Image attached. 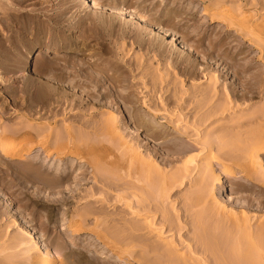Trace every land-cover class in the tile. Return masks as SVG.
<instances>
[{
	"label": "rangeland",
	"instance_id": "374dc122",
	"mask_svg": "<svg viewBox=\"0 0 264 264\" xmlns=\"http://www.w3.org/2000/svg\"><path fill=\"white\" fill-rule=\"evenodd\" d=\"M97 1L100 4V9L92 11L91 9L84 6L80 0H0V129H2L3 131L5 129L7 131L8 129H14L17 127L21 128L22 124H20V122L22 123L21 117L23 115L24 116L27 115L31 109L32 110L37 109L36 111H40L41 109H39V107H42L45 105V101L43 100L39 102L34 101L36 103L35 105V103L32 101V97L27 98L23 92L25 91L26 87L28 88V86L30 85V83H28L29 82L28 80H30L31 78H32L31 80L39 79L41 82L42 81L44 83L48 82V84L51 87H54V88L56 87V89L59 88L60 89L59 92L63 91L65 93H68L69 96H72L71 99L73 100L84 101L86 99L85 97L87 93H92L93 96L95 95L92 98V100L93 99L96 100V101L93 100V102L96 104L90 105L91 106L90 109L92 108V111H90L89 108H85V106H83L85 109L80 108V106H77L79 108L76 107V109H74L75 111L73 112L74 116L71 117V115L68 114L69 112H71L69 110L71 108H68V110L65 109V111L67 112H65L64 114H61V116L59 115L58 118L56 119L57 124L59 123V125L57 124L55 125L52 123L53 125L52 127L56 129L59 128L61 129L60 131H62L65 125L67 124L69 126L73 125L75 127L74 130L72 131L73 134L77 135L78 133L79 135L77 136H81L83 133L79 132L80 131L79 128L82 125L89 124L90 127L88 128V132L90 136H91V133L93 132V134H95L93 136L95 137L91 136L92 139L93 140L98 139V140L97 141L94 140V143H91L93 142V140L90 141L91 140L90 138V140H88L89 143L87 145V149H89V147L91 146L90 143L92 144L91 147H94V148L96 147L95 149L99 147L102 148L105 145H107V148L113 149L115 145L114 143H116V145H119L120 135L118 136L115 133L109 134L108 132H107L108 133L107 135L106 133L107 130H105L106 128L104 127L106 125L105 123H107V118L114 116L115 120H118V121L120 120L121 122L120 128H119L120 132L118 131L120 134H122L121 136H124L125 134L127 135L128 134L127 132L129 133L131 132L130 133L131 136L130 137L126 136L125 140L128 139L129 141L128 140L127 141L130 142L131 144L143 143V145L145 144L147 146V149L149 151L151 149L153 152V153H150L148 152L147 149L140 147L137 150L138 151L137 154L139 153V156H135L136 154L133 151L130 153V155H128V157L130 156L135 157V158L141 157V159L144 161L146 159H150V161L148 160V162L150 163L154 161L155 159H157L155 160L157 162L154 161L157 164L153 162V164L157 166L163 160L162 155L164 154L162 152L164 151L159 148L160 147L159 145L157 146V145H154L153 143H149V145H147L148 141H145L146 135L145 133L142 132V130H140L138 133H136L137 131L133 133L135 131L134 129H136L135 128L136 124L128 120L129 119L128 108H130L132 105L131 104L125 105L120 100L119 98L120 95L121 96L126 95L133 100L140 101L136 106H134V108L131 107L132 112H135V113L142 112L141 114H143L145 118L147 116V118L150 117L152 119V116H149L148 111L144 109L142 100L144 101L146 99H150V97H153L154 101L157 104L159 103L160 105L163 106L164 103L162 102L168 96L170 97L172 96L174 98L178 97L180 98V100L181 98L188 99L191 95L190 93L193 92V88L191 91L190 90L191 88L189 89V87H192V86L195 87V85L196 86L200 85L199 87L202 86L203 88L202 84L205 83L206 85V82L209 81L208 78L211 77L209 76L210 74L209 72L211 71V74L215 73V71L212 69H215V70L217 69V70L222 71V69H225V68L227 69L228 67H233V66H236L235 64H237V68L242 71L244 68H246L243 71L244 74L240 76L241 84L242 82H244V79L247 78L246 80L249 79L248 81L250 82V84L253 85L254 88L256 87L255 88L256 91H258V89H260L261 91L263 90V92L261 93L258 92V94L255 95L253 101H249L250 102L249 104H252L254 109H257V108L260 109L261 107H263L264 89H261V88H262V84H263L262 81L264 80V77L262 78L263 80L261 79V77L263 76L262 74H264V52H263L264 48H262L263 50L260 49L261 43L258 44L257 42L260 39H262L263 41L264 35H257L261 37L259 38L258 41L256 40L258 38H255V39L253 38L257 36H253L252 38H250L251 40L253 39V41L251 42L249 38L243 39L244 36L242 37L239 33L237 34L233 32L235 34L232 35L233 33H231V35H232V38L235 37L234 39L229 40L230 38H228L227 41L222 40L224 36V34L221 35L223 26L218 25V24L211 26L209 24L208 19L203 15L204 14L203 9L207 7L206 0H97ZM229 3H232V4H229ZM229 3L227 4L229 5L228 9L230 7V8H234L232 10H235V7L240 5L241 7L245 9L244 11H247V12H244V14L247 13L249 16L252 15L251 17L257 16L256 18L260 16L261 18H259V21L261 20V22L264 19V11H263L264 8L262 7V10L259 11V13L257 11V9H260L261 6L264 5V0H234V1L232 0L231 2L229 1ZM117 4H120L119 6L125 9L131 10L134 12L136 11V13L138 15L143 16L144 17L143 20H145V22L149 24L150 26H153V28L156 26L157 27L161 26L165 30H168L169 34L172 33L171 37H173V35H176L177 38L179 39V43L181 44L180 49H178L177 47V48H174V50H171L172 48L166 45L168 43L167 38H162L161 35L154 34V33L144 34V33H141L140 31L141 27L139 26L128 25L124 21L122 22L115 21L110 15L111 13L108 8L110 6H113V5L115 6ZM190 10H193L192 11L194 13L193 15L195 14L196 15L189 19L187 18V15L185 13L190 12ZM122 31L123 32L125 31L127 37L120 39V37L117 35H113L114 37L110 36V33L115 32L117 34L118 32H120L119 34H121ZM240 36L242 39L240 38ZM170 38H169V41L171 40ZM247 41H250L251 44ZM183 45L185 46V49L187 48L185 51L187 50L189 51L188 53L186 52L187 55L184 53V51H182L183 49L181 50V47ZM183 53L185 54V56H183L184 55ZM189 53H190V56H189ZM181 62H185L184 65L187 64L186 62L190 64L192 63L193 65L195 63V66H199L201 64L204 67L203 69H206L208 67L207 69L211 68V70L209 69V72L206 71L204 73L202 72L199 73L200 75L198 74L195 77L196 79L192 77L194 78L193 80L187 74L182 73L183 68L185 66L182 65L183 63ZM232 62L234 63V65ZM42 63L43 64L45 63V65L48 67L59 66L61 70L66 71L63 76V79L57 80V79H51V77L49 78V75H47L48 73H45L46 71L44 70L41 71L40 70L41 68H39L42 65ZM182 66L183 68H181ZM191 69L192 68L190 66L189 70L191 71ZM114 71L116 72V74L113 73ZM206 73L208 74L207 76L209 77H205ZM113 74L115 76H112ZM216 75L217 73L213 76H216ZM115 77L118 79V82H116ZM231 77L232 75H230L229 77H226L227 81L225 80V82H228L227 84L233 86L236 82V78L235 77L231 78ZM97 81L101 82L99 85V88L96 85ZM240 81L237 82L238 85L236 86V91L242 94V89L240 88V85H239ZM151 84L154 87L158 86L157 89L156 88H155L156 90L153 89V86H151ZM115 85L117 86V88H115ZM189 90H190V93L188 92ZM107 91L109 92L110 97H111V98L109 97V100L104 99V98L103 99L97 98L98 96H100V93L107 95ZM178 98H175L173 100L177 101ZM97 99H99V101L101 100L100 101L101 104L112 103L113 107L111 108L113 109L110 108L111 109L110 111L107 108H102L98 106L97 104L99 101ZM28 100H31V101H28ZM79 103L86 104V102H79ZM180 103L182 102L180 101ZM193 106L195 105H192V106H189V108L187 107L186 108L190 110L193 108ZM187 109H183L185 110L183 112L184 114H187V116L189 117L187 119V123H188V120L191 119L189 116V114L191 113V110L189 112ZM177 111L179 112L180 110L177 109ZM101 112L102 113L105 112L103 114L104 116L102 115ZM143 112L144 113L147 112L148 114L146 113V115H144ZM178 112L176 113V115H178L179 117V114L181 113L180 112L178 113ZM110 114H112V116ZM178 117L176 119L177 120L176 122L180 123L179 121L180 119H178ZM193 119L194 118L191 119L192 120L191 122H193ZM228 120L229 119L222 120L220 122L221 123L225 122L226 123L225 126L229 125V123L232 124L231 122H228ZM84 121L86 123L90 121L91 124L90 123L86 124ZM163 121L165 120L163 119L157 120L158 124L163 123ZM181 121L183 122V120ZM46 122H44V124L43 123L40 124L39 126H47L48 123ZM100 122H103V123L105 122L104 123L105 125L104 124H102V126L99 125V128L104 126L103 127L104 130L102 129L103 134H100V132L98 131L97 125L100 124ZM182 122L180 123L181 127L188 125V124H185L184 122L182 124ZM221 123H219V125L223 124ZM92 125H94V127H91ZM163 125L164 126L167 125L166 127H173L172 125L168 124V122H165V124L163 123ZM24 126L25 124H23V127ZM26 126L28 125L26 124ZM130 127L131 129H129ZM212 128H209V130L207 131L210 132ZM251 128H256V125H253V127L251 126ZM246 129L249 130L250 128H246ZM2 130H0V132H2ZM64 131L65 130H63V134H65ZM76 131L77 133H75ZM123 131H126V133L124 132L125 133L124 134ZM172 131H173V128L171 129V132ZM207 131L205 130V133H208ZM96 132L99 133L98 136L100 135L101 136L100 137L96 136ZM205 133H203L204 136L206 135ZM60 134L62 135L61 132ZM195 135L196 134H193V136H191L190 138L182 137V136H180L179 138V135L176 134V138L178 137L176 140L178 143L180 142L182 143L184 142V139L186 141V139L188 138L187 141L189 142V144L188 142H184V145H185L184 148H186L187 146L191 149L193 148L192 147L193 144H195L193 142V139H195L194 141H196V139L198 140V137L196 136L197 138H195ZM102 136L105 137L104 138L105 140H102L103 142L100 139L102 138ZM173 136H174L173 138H175V135ZM218 136H220V134ZM239 138L242 139V137L240 136ZM134 139L135 140L138 139V140L135 141ZM181 139L183 141H181ZM99 140L100 142H98ZM130 140H132V142ZM35 142L37 143V141ZM95 142H98L100 144H97ZM238 143L232 144V145H235L236 148H238L236 149L237 152L242 150L241 147L239 146H244V145H241L242 142L239 143V145ZM235 147H232V148H235ZM82 148H86V145L82 146ZM94 148H90V149H94ZM114 151L116 153L111 151L112 152L111 156H114V157L109 156L110 158L107 157V159L111 161H117V160H121V159L123 160V159L128 158V157L121 158L119 156H115V154H118V152L116 151L115 148H114ZM140 151H141V154H140ZM156 151L158 152L156 153ZM198 151L199 150L194 151L196 154L199 153L200 155V156L197 155L198 159L196 158L195 161L199 165H201L200 163L202 162H200L199 159L200 158L202 159V154L204 152L200 153V151L199 152ZM223 153H220L219 151L218 152L219 157L217 154L218 158H220V155H221V160H218V161L214 160L211 162L212 163L211 166L213 167H210L209 169L212 171V176H214L215 179L217 178L218 174L221 177H224V175L226 174L228 176L231 174L230 176L232 177L234 175L235 176L233 178L228 177V178H232L230 180L228 178L227 179L223 178L225 182V189L216 187L215 181H214L215 179L214 177L211 176L212 180L210 179V181H213V182H211V186H209L208 190H210L213 193L210 194L208 190H206L210 194V195L208 194L209 195L208 198L211 199L213 198V196H215L213 199H216V202L221 205V209H220V206H218L217 204H213L214 202L211 203L209 201L210 206H212L210 207L211 208L210 210L213 211V213H215L214 210H217L216 206H218L217 212L219 211L220 213L218 212L216 214H213L211 212L208 213L207 211L209 215L208 214L205 216L203 215L206 221L209 220L207 221L208 223L212 221L215 222L214 223L215 227H213V225L212 227H210V225H208L206 221L205 222L207 224L204 223V225H206L207 228H210L212 233L214 232L217 235H218L217 232H220V230L218 231L216 230L217 232L214 230L216 227H218L217 229H219V226H217L219 225V223H220V227L222 224H223V227L226 226L228 221L223 220L222 218L224 217L225 219V216L228 215L229 211H230L229 214L233 215L234 213V215H236L235 217L241 216L239 215V213L240 211H243L241 212V214L242 213H244V215L247 214L246 219L248 217L250 220L252 219L251 221L247 220L249 225L255 224L254 226H256L258 223L261 222V220L259 221V218L264 219V209H263V206H261V203L264 202V156L263 154L260 155L261 157L259 156L261 161L259 157L257 158V161H258L257 163L255 162L256 159L253 160L255 164H253L254 162L252 160H249L248 158H247L248 159L247 161H245V159L241 161L238 160L241 162V165L239 167V165H237L239 163L237 162L236 164L235 160H233L234 163H232V160H229L231 162H229L228 160H224L223 159L224 157L222 156ZM154 154L155 155L157 154L158 156L156 157ZM1 155L2 154L0 153V193L3 195V198L0 200V216H1V213L2 214L4 213L6 214L8 212L10 213L6 214V216L4 217L5 219L4 218H2L3 220L0 219V243H1L0 248L2 247L0 249V260L2 261L4 260L1 258H6V259H8V257L13 258L15 255L14 257L15 260L20 262V259L24 257V259L28 261V262L23 261L24 264L25 262L28 264H31L33 262L32 260L33 255H36V254L38 255L41 252H45L46 254L48 253L47 255L49 258L51 259L53 258L52 261H55L54 262L55 264H71V263L72 264H136L135 262L132 263V261L129 263V260H127V257L123 256L122 251H120V248H119L120 246L119 242L117 243V241H114L115 237L113 238V240L109 235H107V237H102L105 234V230H102V229L103 227L104 229L108 227L109 223H111L112 219H115L117 215L118 217H116V219H121V220L120 222H113L114 224H112V226L114 227L117 226L115 228H118L119 230H123V228H125V226H129L130 223L131 224L138 223V225L141 224V227H144L146 221H144V219L142 218H138L136 216H132L131 214H129L130 210L127 209L124 203H119V204L116 203L117 201L119 202L118 196L120 195L121 197L124 196L123 193L122 194H120V192L115 193V191L112 192V190H110L109 192L113 195V199H111V201L109 200L110 202L108 204L107 201L104 200V198H106L107 200V197L109 196L107 195V192H106L107 189H105L106 190L105 192L102 189H100L103 186L100 183L97 184V182L93 179V175H94L93 169H91L90 165H88L85 160L83 161L79 160L76 162V160L79 159L78 156L76 155H73L74 158H68L67 160H64V161H60L57 158L50 159V158H47L46 154L42 151V149L40 150L38 147L34 151V153H32L29 157L26 156L27 158H25L24 160H22V158L21 159L16 158L13 160H9ZM143 156H145V158ZM146 156L149 158H147ZM194 156L196 155L194 154ZM70 162H73V164L74 163L75 164L73 165ZM145 162H147V160ZM246 162L247 163L249 162L248 164L249 166L253 162L252 165H254V167L252 168L247 167L248 165H246L247 164ZM31 163H33L34 168L31 167ZM244 163H246L245 167L247 168V171H244L246 170L244 166L243 167L245 169L242 167ZM27 164L30 165L29 166L30 168L35 169V171L37 172V175L35 174L36 172L28 168ZM71 164L73 165V168L68 167ZM214 164L216 165V167H214L215 166ZM225 164L227 165V169L222 167V165H225ZM233 164H235L236 166ZM259 164H261L262 166L260 165L261 169L258 168L259 171L257 174L256 168L259 166ZM177 166L180 169L181 164L175 165L174 170L172 171L177 170L176 168ZM191 167H193V165H191ZM197 167L199 166L195 165L194 168H196L197 170L195 169L194 171L193 169L194 171L193 175H191L189 172L191 177L189 175L190 177V178L188 177L189 180L187 179L185 180L186 184H184L183 186H180L179 188L177 187L178 189L174 188V190L171 192L169 197H167V199L169 198V200L168 202L167 200L165 202L166 212L168 211L169 213L167 212V214H169L170 216H171V211L173 213L172 217H177V215L179 216L181 214H184L185 213L183 211L184 207L186 210L188 207L186 208V206H184L183 203H185L186 200H188L189 202L188 198L191 199V197L192 199L190 201L192 202L193 199L196 198L193 196V195H196L194 194L196 193L195 191H197L198 192L197 194L200 195L201 203L199 204L200 207L199 205L196 206L198 207L197 208L198 210L196 209V207L194 208V210L196 209V212H192L194 211L193 208L191 209L189 208L190 214L191 212L192 214L193 213L198 214L200 210L202 213L205 210L204 208H203L204 210H202V207H206V206L209 210V206L207 204L208 198L207 200L206 198L204 199L203 194L205 193V191H203V189L199 187L200 185L198 183L201 180V179L199 180V177L201 178V176H203V172H199L201 175L200 176L199 173L197 172L198 171ZM67 168L68 169L71 168L74 170L76 169V171L78 172L73 173V170L69 169V172L72 173V177L70 180L62 184L61 188L60 187H58L59 189L52 188L53 190H51L48 188V185H46L43 181H41L42 179H45L47 172L48 173L50 172L49 179H54L53 176L55 174L57 176H59V174L67 175L69 174ZM212 168L214 170H212ZM108 169L112 170V167H108ZM226 170L227 171L229 170L231 173L229 172L226 173ZM254 170L256 171L255 173H254ZM167 171L169 173L168 169L166 170V172ZM172 171H170V174L173 173ZM38 172L39 174H42V175H39ZM82 172L86 173L85 176L83 175L79 176V174L81 175ZM195 172L198 173V176L194 175L196 174ZM254 174L256 175L254 178H257V179L252 178ZM46 178H48V176ZM110 178H117L116 180L122 179V181L129 179L125 175H119L118 177L114 176ZM252 179L254 181L256 180V182H253ZM258 179L259 181H257ZM110 180L113 181V179H110ZM116 180L114 179V181ZM129 180H132V179H129ZM250 182H253L254 185H252ZM197 184L199 186H197ZM198 187L201 189L200 191ZM98 188L100 189V191L102 190L101 193L104 192L103 194L105 195L102 196ZM72 190L73 191L75 190L76 192L78 191L76 196H73ZM143 191L144 190H141L140 193H142ZM201 191H203V194ZM82 192H83L82 195H84L83 197L85 198L80 197V193ZM191 192L193 193V195H191L192 194ZM199 192H201V194H199ZM85 193L86 194L88 193V195L89 193L90 194L93 193L94 195L93 194L89 195V197L90 196H96V197H94V199H92V197L88 198ZM95 193L97 195H95ZM114 194L117 196H115ZM188 194H190L191 197H186V196H189ZM114 196L115 198L117 197L118 199L116 198L117 199L116 200ZM82 199L83 201L81 202L80 200ZM98 199L100 200V202L95 203L96 205L92 203L94 201H91V200H95L96 202V201H99ZM84 200L85 201L89 200V201L87 202V204H85L86 202ZM203 200H205L206 202ZM6 202L10 204L11 209L10 208L9 210L6 209ZM166 203L167 204L170 203L171 205H168L169 206L168 207ZM221 203L224 204L225 206L222 205ZM248 204H250L249 210L245 209L247 208ZM123 205H125V207ZM222 206H224V208ZM167 207L168 208L171 207V208L168 210ZM99 208H103V209L99 211L100 210ZM172 208L174 209V212ZM180 210L183 212H181ZM175 211L177 212V215L174 214ZM223 212H225V214ZM79 214H82V216L84 214L85 217L84 216L80 217ZM87 214L88 216H91V217L86 218ZM159 215L160 214H158V216ZM186 215L188 216L189 214H186ZM217 215L219 216V218ZM75 216L76 218H74ZM154 216L153 217L151 216V219H149V222L156 223V220L158 219V217L157 219L152 220V218L154 219ZM192 216L194 217V215ZM206 216H210V218ZM127 217H131L130 220ZM133 217L134 219H132ZM96 218H99L100 222L98 225L101 224L103 226L102 227L100 225L102 229L100 227H97L95 225V222H93L94 219ZM194 219H196V216ZM216 219H218V221ZM75 220L77 221V224L79 223L81 224V226L84 225L83 227L84 234H80V232L73 231L75 229H72L73 227L70 223H75L76 222ZM103 220L105 221L104 224L102 223ZM125 220L128 221L129 224H126ZM131 220H134V223ZM160 220L161 219H159V221ZM183 220L187 221L188 219L183 218ZM191 220L193 221V219ZM192 221L191 223H193ZM188 222L190 226L188 225L187 229L192 228L189 220ZM196 222L193 224H196ZM107 223H108V226H107ZM70 226H71V229L69 228ZM109 227H111V225ZM159 227L157 228L161 229V226ZM211 228H214V229H211ZM222 228H221V231H222ZM112 231L115 233H119V232L121 233V231H118L117 229L116 230L112 229L111 232ZM221 233L222 235L223 233L224 235H226V230L225 232H221ZM221 233L219 234L221 235ZM22 234H24L23 235L25 237L24 239L21 236ZM29 234H31L32 237H34L33 239L34 241L30 239L33 243L35 242L34 244L29 240L30 238ZM170 234H171L170 238L168 237L169 233L166 234L167 236L164 235L165 238H168V240H171L173 238L174 240V237L176 235L174 233L173 234L170 233ZM184 236L185 237L187 236L186 239L189 240V238L190 239L192 238L191 236H193V233L192 235L189 234V235H184ZM220 237L224 238L226 236L224 237L220 236ZM22 240L25 241V243L23 242L24 245L21 243ZM26 241L30 242L29 246L32 247V248L30 247L31 251L29 253H24L25 251H27V249H25L24 247L28 248V246H26L28 245V242ZM19 244L22 246L21 248L18 247ZM116 245H119V246H116ZM6 247H8L7 251H5ZM3 248H4V251H3L4 253L1 252ZM22 248L23 250L25 249V251L22 252ZM112 250H114V252ZM184 250L185 251L187 250L188 252L187 248ZM184 250L183 252L185 253ZM21 253L24 254L26 258L24 255L21 258V255H22ZM29 256L31 257L28 258ZM121 258H124L126 261H124V259L122 260ZM9 260L10 259H8V261ZM15 260L11 259L13 264L23 263V262L18 263L17 261L15 262ZM3 262L0 261L1 264ZM3 264H10V263L6 262Z\"/></svg>",
	"mask_w": 264,
	"mask_h": 264
},
{
	"label": "bare ground",
	"instance_id": "6f19581e",
	"mask_svg": "<svg viewBox=\"0 0 264 264\" xmlns=\"http://www.w3.org/2000/svg\"><path fill=\"white\" fill-rule=\"evenodd\" d=\"M80 1L83 3L84 6L91 9L92 11L100 9V4L98 3L97 0H80ZM229 1L231 2L232 0H206L207 7L205 6L206 8L203 9V13H204L203 15L208 19L209 24L211 26H213L215 24L223 26L224 29L222 28L221 35L224 34V36H223L222 40L227 41L228 38H230L229 40L234 39L235 37L232 38V35H234L235 33H237V34L239 33L242 37L244 36L243 39H247V38L250 39L253 36L264 35V19L261 22V20L259 21V18H261L260 16H258V18H256L257 16L251 17L252 15L249 16L247 13L244 14V12H247V11H244L245 9L243 7H241L240 5H238L239 7L236 6L235 10H232L234 8H230V7L228 9L229 5H227V4L229 3ZM208 4H209V6H208ZM229 4H232V3H229ZM119 5L120 4H117L115 6L114 5L110 6L109 8L107 7L110 10V13H111L110 15L112 16V18L115 21H117V22L124 21L128 25L139 26V27H141L140 28L141 33H144V34L145 33H154V34L161 35L162 38H167L168 43L166 45L170 46V48H172L171 50H174V48H177V47H178V49H180L181 44L179 43V39L177 38L176 35H173V37H171L172 33L169 34V31L165 30L161 26H159V27L156 26L153 28V26H150L149 24H147L145 22V20H143L144 17L141 15H138L136 13V11L134 12V11L125 9L123 7H120ZM262 7L264 8V5H262L260 9H257L258 13H259V11L262 10ZM192 11L193 10H190V12H186V13L184 11V13L187 15V18L190 19L191 17H194L196 15V14L193 15L194 13ZM252 11H254V10H252ZM257 11H256V13H257ZM263 11H264V9H263ZM184 16H182V17H184ZM175 17H176V15H175ZM179 20H180V18H179ZM233 32H235V33H233ZM114 33H110V36L114 37L113 35H117L120 37V39L127 37L125 31L124 32L122 31L121 34H119L120 32H118L117 34L116 33L114 34ZM231 33H233V34L231 35ZM241 36H240V38H241ZM169 38L171 39L170 41H169ZM253 38L254 39L258 38V39H256L258 41L259 38H261V37L257 36V37H253ZM260 40H259L260 42L258 41L257 43L258 44L261 43L260 49H262V48H264V39H263V41H262V39H260ZM250 41L252 42L253 39L252 40L250 39ZM250 41H247V42H249L251 44ZM225 46H226V44H225ZM186 49H185L184 45L181 47V50L184 51L185 54H186V52L187 53L189 52L188 50L185 51ZM262 50H260V51H262ZM263 52H264V50H263ZM185 54L183 56H185ZM189 56H190V53H189ZM188 59H190V58H188ZM181 63H183L182 65H184L185 62H181ZM186 63L187 64L184 65L185 66L184 68H183V66L181 67V68H183L182 73L187 74L193 80L199 73H201V72L204 73L206 71L209 72V69L211 70V68L207 69L208 67L207 68L205 67L206 69H203L204 67L201 64H200L201 66L199 64H198L199 66H195V63H194V65L192 63L190 64L188 62H186ZM233 65H234V63H233ZM235 65L236 66L228 67L227 69L226 68L222 69V71L217 70V69L216 70L212 69L215 71V73L211 74V71H210L209 76H211V77L207 76L208 74L206 73L205 77H209L208 78L209 81L206 82L207 87H206L205 83L202 84L203 88H202V86L199 87L200 85H197V86L195 85V87H193V86L189 87V89L191 88L190 89L191 91L193 88V92L190 93V90L188 91L191 94L188 99L187 98L186 99L181 98V100H180V98L175 97V98H178L182 103H180V101L178 99L176 101V100H173V99H175L174 97L168 96L162 102V103H164V105L162 106L159 103L157 104L154 101L153 97H150V99H146L144 97L146 99L144 101L142 100L144 109H146V111H148L149 116H152V119L150 117L147 118V116L145 118L143 116V114H141L142 112H139V113L138 112H136V113L132 112L131 107L134 108V106H136L140 101L133 100L126 95H124V96L120 95L119 98L125 105H128V104L132 105L130 108H128V116H129L128 120L134 122V124H136V126H137V127L135 126L136 129H134L135 131L133 133H135L136 131H137L136 133H138L140 130H142V132L145 133V135H146L145 141H148L147 145H149V143H153L154 145H157V146L159 145L160 146L159 148L164 151V152H162L164 155L161 154L163 157V160L157 166L155 165V164H157V163H155V162H157V161H155V160H157L155 158H154L155 162L152 161L151 163L148 162V160L150 161V159H146L147 162L149 163L148 164L147 162H145L146 160L145 161L142 160L141 157H137V158L131 157V156L128 157V155H130V153L133 151L136 154L135 156H139V153L137 154V152H138L137 150L140 147L147 149V146L145 144L143 145V143H139V142H138L139 144H131L130 142H128L129 141L128 139H127L128 141L125 140L126 136H129V137L131 136V134H130L131 132L130 133L127 132L129 135L128 134L126 135L125 134L126 131H123V133L125 132L124 133L125 135L121 136L122 134L119 133L120 132L119 128H120L121 122H120V120L119 121L115 120L114 116H112V114H110L112 117L107 118V123L104 122L106 125L103 122H100V124H98V125L96 124V125L98 126V131L100 132V134H103L102 129L104 130V128H106L105 129V130H107L106 133L108 132L109 134L115 133L118 136L120 135V143L118 142L119 145H116V143H114L115 144L114 148L118 152V154H115V156H119L121 158L122 157L123 158L128 157V158L123 159V160L121 158H120L121 160H117V161H111V160L107 159V157L108 158L114 157V156H111L112 155L111 153L115 152L114 148L113 149L107 148V145L103 146L102 148L99 147L97 149H95L96 147L95 148L91 147L92 146L91 143H94V140H95V139L93 140L92 137H95V136H93L95 134H93V132H92L91 133L92 137H91L89 132H88V128L90 127V125L88 123L91 124L90 121L88 123H86L84 121L88 125H82L79 128V130H80L79 132L83 133V134L80 133V134H82L81 136H77V135H79L77 133V131L75 132V133H77V135L73 134L72 131L75 128L73 125H71V126H69L68 124L65 125V127L63 129L66 131V132L64 131L65 134H63V130L60 131L61 129H59L58 127L57 128L59 130L52 127L53 126L52 123L55 125L57 124L56 119L58 118V116L59 115L61 116V114H64L65 112H67V111H65V109L68 110V108H71V109H69L71 112L68 113L69 115H71V117L74 116L73 112H75L74 109H76L77 106H80V108H83V109L89 108V110L92 111V108L90 109V107H91L90 105L96 104L93 102L94 99L92 100V98L95 95L93 96L92 93H87L85 98L86 99L88 98L89 101H88V99L87 100L85 99L84 101L73 100V99H71L72 96H69L68 93H65L63 91L59 92V90H60L59 88L56 89V87L55 88L51 87L48 84V82L44 83L43 81L41 82L39 79L31 80L32 78L30 80H28L29 81L28 83H30V85L28 84L29 85V86L27 85L28 88L26 87L25 91H23L24 95H26L27 98L32 97L33 102L34 101L39 102V101L43 100V101H45V105L42 107H39V109H41L40 111H36L37 109H35V110L31 109L27 115H25V116L23 115L21 117L22 123L20 122V124H22L21 128L17 127L14 129H8L7 131L5 129H4V131L2 129H0V130H2V132H0V153L2 154L1 156L5 157L6 159H9V160H13L16 158H20V159L22 158V160H24L25 158L29 157L32 153H34V151L38 147L40 150L42 149V151L46 154V157L50 158V159L57 158L60 161H64V160H67L68 158H74L73 155H76L79 158L76 160V162L79 160H82V161L85 160L87 162V164L90 165L91 169H93V174H94L93 179L97 182V184L100 183L103 186L100 189H102L104 192L106 191L105 189H107V191H106L107 195H109L110 197L108 196L109 199L107 197V200H106V198H104V200L107 201V203L109 204L111 199H113V195L109 192L110 190H112V192L115 191V193L116 192L117 193L120 192V194L123 193L124 196L123 197H121V195L118 196L119 202L117 201L116 203H118V204L124 203L126 205L127 209L130 210L129 214H131L132 216H136L138 218H142V219H144V221H146L144 227H141V224L138 225V223L135 222L137 224H131L130 223L131 226L130 225L125 226V228H123V230H119L118 228H115L117 226H115V227L112 226V224H114L113 222H120L121 219H116V217H118V215L115 217V219H112L111 223H109V226L111 225V227H109L108 223H107L108 227L105 226L106 227L105 229L101 224L100 225L103 227V229L101 228L100 225H98L100 222V220H99L100 217L94 219V221H93V222H95V225L97 227H100L102 230H105V234L102 237H107V235H109L112 238V240L115 237L114 241H117V243L119 242V245H120V246L119 245H116V246H119L120 251H122V254L124 257H127V260H129V263L132 261V263L135 262L136 264H264V219L263 218H259V221L261 220L260 223H258L256 221L258 223L256 226H254L255 224L249 225L247 220H250V219H249V217L246 219V215H247L246 213H245L246 215H244V213H242L243 214V216H242L241 212H243V211H240L239 215H241V216L235 217L236 215H234V213H233V215L229 214L230 213V211H229L227 216L224 215L225 219H224V217L222 218L223 220L228 221L226 226L223 227V224H222L220 227V223H219V225H217V226H219V229H217L218 227H216L214 230V231L220 230V232L216 231L218 233V235H220L219 233L225 232V230H226V235H224V233H223V235H222V233L220 235L223 237L226 236L224 238L218 236L214 232H213L214 233L213 234L211 232L210 228H207L206 225H204V223L209 221V220L206 221L204 216L207 215L209 212L213 213V211L210 210L211 209L210 207H212V206H210V202L211 203L214 202L213 204H217L218 206H220V209H221V205L216 202V199H213L215 196H213V198H211L213 201L210 198H208V196L213 193L210 190H208L209 186H211V182H213V181H210L211 176H212V171L209 168L213 167V166H211L212 161L221 160V155H220V158H218L219 157L218 152L220 151V153H223V151H224V153L222 155L224 157L223 159L228 160V161L232 160V163H234L233 160H235L236 164H237V162L239 163V164H237V165H239V167L241 165L240 161L243 159H245V161H247L248 159L252 160V161L254 159H256L255 162L257 163L258 162L257 158L261 154H263V156H264V105L260 109L259 108L254 109L253 105L249 104L250 103L249 101H253L255 95L258 94V92H260V93L263 92V90L261 91L260 89H258V91H256V89H255L256 87L254 88L253 85H251L250 82L248 81L249 79L246 80L247 79L246 77H245L246 79H244V82H242V84H241L240 76L242 74H244L243 71L246 68H244L242 71V70L237 68V64H235ZM190 66L192 68L191 71L189 70ZM47 67L48 66H46L45 63L44 64L42 63V65L39 68H41L40 69L41 71H43V70L46 71L45 73H48L47 75H49V78L51 77V79H57V80L63 79V76H64L66 71L61 70L59 66L48 67V68ZM113 73L116 74L115 71ZM216 73H217V75L213 76ZM114 74L112 76H115ZM230 75H232L231 78H234V77L236 78V82L233 86L227 84L228 82H225V80L227 81L226 77H229ZM262 75L263 76L261 77V79L264 77V74H262ZM246 76H248V75H246ZM192 77H194V78H192ZM115 80H116V82H118L117 78ZM242 80H243V78H242ZM238 81H240L239 85H240V88L242 89V94H240L236 91V86L238 85L237 84ZM262 82H263V84L261 83L262 84L261 89H264V80ZM100 83H101L100 81L96 82V85L98 88H99ZM251 83H252V81H251ZM153 85H154V83H153ZM153 85L151 84V86H153ZM192 85H194V84H192ZM157 87L153 86V89H155V88L157 89ZM115 88H117L116 85H115ZM176 89H177V87H176ZM108 91H107V95L100 93V96H98L97 98H99V99L104 98V99L109 100V97H110L109 92L110 91L109 92ZM61 92H63V93H61ZM166 92H167V90H166ZM119 94H120V92H119ZM133 98H134V96H133ZM99 99H97V100L99 101ZM28 101H31V100H28ZM78 101L79 102H86V104L79 103ZM94 101H96V100H94ZM100 101L97 104L98 106H100L102 108H107L110 111H111V109H113V108H111V107H113L112 103H109L111 105L101 104ZM35 105H36V103H35ZM188 105L189 106L195 105V106H193V108L191 107L192 108V109H190L191 113L190 114L188 113L191 119L194 118L193 122H191L192 120L190 119V120H188V123H187V119L189 117L187 116V114H184L183 111H185V110H183V109L189 108ZM83 106H85V108ZM77 108H79V107H77ZM177 109H179L180 111L182 110L181 112L179 111L181 113V114H179V117H178V115H176V113L178 112ZM190 110H188V111L190 112ZM105 112H107V111H105ZM104 113H102V115ZM146 113L147 112H145L144 115H146ZM93 116H94V114H93ZM95 116H96V114H95ZM107 116H109V115H107ZM177 117H178V119H180L179 120L180 123L182 122L181 120H183V122L185 124H188V125L181 127L180 123L176 122ZM159 119L165 120V121H163L164 124H165V122H168V124L172 125L173 127H166L167 125L164 126L163 123L158 124L157 120H159ZM227 119H229L228 122H231L232 124L229 123V125L225 126V124H226L225 122H222L223 124L220 122L222 120H227ZM46 121H48V122H46ZM44 122L48 123V125L46 124L47 126H39L42 123L44 124ZM183 122H182V124H183ZM219 123H221L222 125H219ZM23 124H25L24 127H23ZM26 124L28 126H26ZM102 124H104L105 127L104 126H103L104 128L100 127L101 128L100 129L99 125L102 126ZM57 125H59V123ZM94 125H92L91 127H94ZM253 125H256V128H251V126L253 127ZM81 128H82V130H81ZM172 128H173V131L171 132ZM201 128H203V129H201ZM209 128H212L210 130V132L207 131V130H209ZM246 128H250V129L248 130ZM129 129H131V127ZM205 130L208 133H205ZM191 131H193V132H191ZM60 132L62 133V135L60 134ZM108 133H107V135H108ZM192 133L196 134L195 138L198 137V140L196 139V141H194L195 139H193V142L195 143L192 146L193 148L190 149L187 146H186V148H184V146H185L184 142H188L187 139L190 138L191 136H193ZM203 133H205L206 135L204 136ZM98 134L99 133L96 132V136H98ZM176 134L179 135V138H180V136L188 137V138L186 139V141L184 139V142L178 143L176 140L178 138V137L176 138ZM216 134H218V135L220 134V136H218ZM234 134H236V135H234ZM64 135H66V136H64ZM173 135H175V138H173L174 137ZM100 136H98V137H100ZM239 136L242 137L243 140L241 138H239ZM90 138H91V140H90ZM102 138H100L101 141L105 140L104 139L105 137L102 136ZM192 138H194V137H192ZM238 138H239V140H238ZM182 139H181V141H183ZM88 140H90V141L93 140V142L90 143L91 146L89 145L90 146L89 149H87V145L89 143ZM97 140H95V141H97ZM137 140H135V141H137ZM35 141H37V143ZM130 141L132 142V140H130ZM234 141H236V142H234ZM240 141L242 142L241 145H244V146H239V147H241L242 150L237 152L236 149H238V148H236L235 145H232V144H236L238 142L241 143ZM98 142H100V140ZM98 142H95V143L100 144ZM239 143H238V145H239ZM188 144H189V142H188ZM85 145H86V148H82V146H85ZM232 147H235V148H232ZM90 148H94V149H90ZM155 150H154V152H155ZM161 150H159V151H161ZM196 150H199L200 153L204 152L202 154V159L199 157L201 159V160L199 159V161L202 163H200L198 161L201 165H199L195 161L196 158L198 159L197 155H199V153L196 154L194 152ZM108 152H110V153H108ZM148 152L153 153L151 149H150V151L148 150ZM157 152L158 151H156V153ZM140 154H141V151H140ZM194 154L196 156H194ZM217 154H218V157H217ZM158 155H159V153H158ZM158 155L156 154L155 156L157 157ZM133 156H134V154H133ZM152 156H153V154H152ZM143 157L145 158V156H143ZM260 157H259V159H260ZM147 158H149V157H147ZM224 160H222V161H224ZM238 160H240V161H238ZM260 161H261V159H260ZM153 162L155 164H153ZM227 162H226V164H227ZM229 162H231V161H229ZM249 162L248 163L246 162L247 164L244 163L242 165V167L243 166L245 167L246 165H248ZM255 162L253 164H255ZM70 163L73 164V162H70ZM203 163H204V165H203ZM252 163L250 166L248 165L247 167H249V168L254 167V165H252ZM29 164H27L28 168H30ZM177 164H181L180 169L177 166L176 167L177 170H175L176 172L172 171V170H174V167ZM218 164H220V163H218ZM226 164L222 165V167H224L225 169H227ZM71 165H69L68 167L73 168V165L72 166ZM191 165H193V167H191ZM195 165L199 166V167H197L198 173L203 172V176H201L199 173V175L201 176V178L199 177V180L200 179L201 180L198 182L200 186L198 184H197V186L201 187L203 189V191H205L204 194H203V191H201V192L204 196V199L206 198V200H207V198H208L207 204L209 206V210L206 206V207H202V210L205 209L206 211L204 210L201 213V210H200V212H198V214L197 213H195L196 215L194 213L192 214V212H196V209L198 208L196 206H198L201 203L200 195H198L197 194L198 192L195 191L196 193H194V194H196L198 197L196 195H193V193L191 192L192 193L191 195H193L194 197L197 198V199L194 198L192 202L190 201L192 199L190 194H188L189 196H186V197H191V199L188 198L190 203L188 202V200H186L185 203H183V205L186 206V208L188 207L187 210L184 207L183 211L185 213L178 216L177 212L175 211L174 214H176L177 217H172V214H173L172 211H171V216L169 214H167L168 211L166 212L165 202H166V200H167V202L169 200V198L167 199V197H169V195L174 190V188L178 189L180 186H183L184 184H186L185 180L186 179L189 180L191 175H193V172L196 169V168H194ZM233 165H235V164H233ZM260 165L261 164H259V166L256 168L257 174H258L259 169H261ZM31 167H33V163H31ZM108 167H112V170L108 169ZM214 167H216V165ZM229 168H230V166H229ZM30 169H32V168H30ZM69 169H71V168H69ZM69 169H68V172H69ZM167 169L169 170V173H168V171L166 172ZM190 169H192V170H190ZM193 169H194V171H193ZM234 169H235V167H234ZM32 170L34 172H36L35 169H32ZM71 170H73V173L78 172V171H76V169L75 170L71 169ZM212 170H214V169L212 168ZM170 171H172L173 173L171 172L172 174H170ZM244 171H247V168ZM189 172L191 175L189 174ZM227 172L231 173L229 170L228 171L226 170V173ZM255 172L256 171L254 170V173ZM49 173L47 172V174H46V177L48 176V178L45 177V179H42L41 181H43L46 185H48V188L51 190L59 189L58 187L61 188L62 184H64L66 181L70 180L72 177V173L69 172V174H67V175L66 174H64V175L59 174V176H57L55 174L54 175L55 177L53 176L54 179H49ZM198 173H196L194 175L198 176ZM35 174L37 175V172ZM38 174H39V172H38ZM85 174L86 173L82 172L81 175L79 174V176H82V175L85 176ZM39 175H42V174H39ZM109 175H111V176H109ZM119 175H125L127 178L132 179V180L126 179V180L122 181V179L116 180L117 178H110V177H114V176L118 177ZM189 175H190V177H189ZM230 175L228 176L226 174V175H224V177H221L218 174L216 179L214 176H212L215 179V180L213 179L215 181V186L220 187L221 189H225V182H224L223 178L227 179L228 177H232ZM249 176H251V175H249ZM255 176L256 175L254 174L252 176V178L257 179V178H254ZM232 178H228V179L230 180ZM110 179H113V181ZM114 179L116 181H114ZM259 179L257 181H259ZM253 182H256V180L255 181L253 180ZM253 182H250V183L252 185H254ZM100 189H99L100 194H102V196L105 195V194H103L104 192L101 193L102 190L100 191ZM76 190H78V189H76ZM141 190H144L145 192L143 191L144 193L143 192L140 193ZM200 190L201 189L199 188V191ZM206 190H208V192L210 194ZM77 192L74 190L72 192L73 196H76ZM201 192H199V194H201ZM82 194H83V192L80 193V197L84 196ZM92 194L93 193H91V194L89 193V195H92ZM206 194H207V196H206ZM89 195H88V193L86 194V196L88 198L92 197V199H94V197H96V196H90L89 197ZM95 195H97V194L95 193ZM115 196H117V195H115ZM115 196H114V198H115ZM186 197H185V199H186ZM211 197H212V195H211ZM2 198H3V195L0 193V200ZM83 198H85V197H83ZM80 201L82 202L83 199ZM88 201H85L86 202L85 204H87ZM91 201H94V202H92L93 204L100 202V200L96 201V202H95V200H91ZM203 201H205V200H203ZM102 202H104V201H102ZM183 202H184V200H183ZM187 203H189V204H187ZM219 203H220V201H219ZM89 205H91V204H89ZM125 205H123V206L125 207ZM168 205H171V204L169 203V204H167V206ZM222 205H224V204H222ZM218 206H216L217 210H218ZM224 206H222V207L224 208ZM261 206H263V209H264V202L261 203ZM195 207H196V209L194 210ZM199 207H200V205H199ZM9 208L11 209L10 204L8 202H6V209L9 210ZM89 208H90V206H89ZM170 208H168V210ZM189 208L190 209L193 208V210H194L191 212V214L189 212V210H190ZM249 208H250V204H248L247 208H245V209L249 210ZM99 209H100L99 211H101L103 208H99ZM214 209H212V210H214ZM172 210L174 212L173 208H172ZM217 210H214L215 213H213V214L218 213L219 211L217 212ZM183 211H181V212H183ZM207 211H208V213H207ZM6 212H7V210H6ZM227 212H228V210H227ZM9 213L10 212H8L6 214H9ZM153 213L155 216L153 215ZM199 213H200V215H199ZM223 213L225 214V212H223ZM6 214L1 213L0 219L3 220L2 218H4L6 216ZM158 214H160V215L158 216ZM186 214H189L190 216L189 215L187 216ZM235 214H237V213H235ZM79 215H80V217H83V216L85 217L84 214H83V216H82V214H79ZM192 215H194V217ZM229 215H231V216H229ZM76 216L74 218H76ZM93 216H94V214H93ZM125 216H127V215H125ZM151 216L152 217L154 216V219L152 218V220H155L158 217V219L156 220V223L155 222H149V219H151ZM195 216H196V219H194ZM214 216H213V218H214ZM89 217H91V216H88V214H87L86 218H89ZM206 217L210 218V216H206ZM227 217H229V218H227ZM127 218H129V220H130L131 217H127ZM183 218L188 219L190 221V223L192 221L191 219H193V221H192L193 223H195L196 220H197V222H196V224L191 223L192 228L187 229L188 225L190 226V224H189L188 220L184 221ZM218 218H219V216H218ZM109 219H110V217H109ZM132 219H134V217ZM159 219H161V220L159 221ZM216 220L218 221V219H216ZM77 221L75 223H70L73 227L72 229H75L73 231L80 232V234H84V232H83L84 231L83 230L84 225L81 226V224H79V223H78L79 224L78 225ZM107 221H108V219H107ZM131 221H133V223H134V220H131ZM210 221H212V220H210ZM222 221H221V223H222ZM70 222H72V221H70ZM104 222L105 221L103 220L102 223L104 224ZM125 222H126V224H129L128 221L125 220ZM183 222H184V224H183ZM158 223H160V224H158ZM214 223L215 222L212 221V222L208 223V225H210V227H212V225H213V227H215ZM157 225L161 226V229H158L157 227H159V226H157ZM69 228L71 229V226ZM111 228L115 229V230L117 229L118 231H121V233L120 232L115 233L113 231L111 232V230H112ZM221 228H222V231H221ZM211 229H214V228H211ZM73 231H72V233H73ZM106 231H107V233H106ZM144 231H146V232H144ZM167 233H169V236H168L169 238L171 237L170 233H172V234L174 233L176 235L175 237L173 236L174 240H173V238L171 240H168V238H165V236H167L166 235ZM192 233H193V236H191L192 238L191 239L189 238V240L186 239L187 236L186 237L184 236V235H189V234L192 235ZM23 235L24 234H22L21 236L24 239L25 237ZM29 235H28L30 237L29 240L30 239L33 240L34 237H32L31 234H29ZM98 235H99V233H98ZM184 237L186 240L184 239ZM23 242L25 243V241L22 240L21 243L23 244ZM26 242H28V241H26ZM29 243L30 242H28V245H26V246H28V248L23 246L25 249H27V251H25V249L23 250V248H22V252L25 251L24 253H29L31 251V249H30L31 246H29ZM19 245H18V247L21 248L22 246L21 245L19 246ZM186 248L188 249V252H187V250L186 251L184 250ZM5 249H6L5 251H7L8 247H6ZM33 249H34V247H33ZM9 250H10V248H9ZM183 250L185 251V253L183 252ZM3 251H4V248H3V250H1V252H3ZM37 251H39V250H37ZM112 251L114 252V250H112ZM32 253H33V251H32ZM47 254L45 252H41L38 255L37 254L33 255V257H32L33 262L31 264H55L54 263L55 261H52L53 258L52 259L49 258ZM23 255L24 254L21 255V258ZM6 256H8V255H6ZM14 257H15V255H14ZM14 257L13 258L8 257V259H10L9 261L6 258H1V259H4L3 260L4 262L2 260H0V261L3 263L9 262L10 264H13L11 259L15 260ZM30 257L31 256H29L28 258H30ZM25 258H26V256H25ZM5 259H6V261H5ZM121 259L123 260L124 258H121ZM28 260H30V259H28ZM16 261L17 260H15V262ZM23 261H26V259H24V257L22 259H20V262H23ZM124 261H126V260L124 259ZM17 262L20 263L19 261H17ZM26 262H28V261H26ZM26 262H25V264H28ZM29 263H30V261H29ZM22 264H24V262Z\"/></svg>",
	"mask_w": 264,
	"mask_h": 264
}]
</instances>
